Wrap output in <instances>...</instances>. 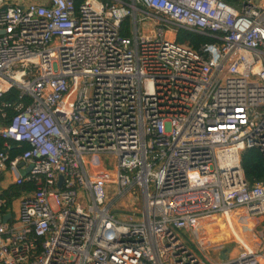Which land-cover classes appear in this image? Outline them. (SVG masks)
<instances>
[{
  "label": "built area",
  "instance_id": "1",
  "mask_svg": "<svg viewBox=\"0 0 264 264\" xmlns=\"http://www.w3.org/2000/svg\"><path fill=\"white\" fill-rule=\"evenodd\" d=\"M13 89L0 136L28 147L0 177L31 189L0 213V264H264V182L241 168L264 156V0H0V102ZM230 218L238 240L214 241Z\"/></svg>",
  "mask_w": 264,
  "mask_h": 264
},
{
  "label": "trees",
  "instance_id": "2",
  "mask_svg": "<svg viewBox=\"0 0 264 264\" xmlns=\"http://www.w3.org/2000/svg\"><path fill=\"white\" fill-rule=\"evenodd\" d=\"M83 0H75V6L78 7ZM122 36H129L127 30V23L125 22L121 29ZM175 41L179 44L188 45L193 50H198L202 44L214 43V39L204 36H199L197 34L185 31L177 30L175 35ZM17 94V90L13 89L11 92L5 94L0 102L12 101ZM7 118H1L0 116V126L5 127L8 123V119L12 112L6 110ZM8 145L9 149L7 151L9 160L18 157L22 151L27 149L26 144H19L9 140H5L0 136V151L5 149ZM241 168L243 171L244 178L249 185L256 182H264V156L256 149L245 150L241 155ZM31 189L30 185L25 184L23 186L10 185L6 189L1 190L0 199L5 200V207L0 210V213L4 214L6 212H11V202L13 199L17 198L21 193H25Z\"/></svg>",
  "mask_w": 264,
  "mask_h": 264
},
{
  "label": "crops",
  "instance_id": "3",
  "mask_svg": "<svg viewBox=\"0 0 264 264\" xmlns=\"http://www.w3.org/2000/svg\"><path fill=\"white\" fill-rule=\"evenodd\" d=\"M36 2V1H35ZM43 2V1H40ZM38 2V3H40ZM1 116V115H0ZM2 118V117H1ZM0 128H4L1 127ZM26 173L27 170H24ZM20 174H23V171H20ZM14 175H12L11 172L7 171L0 177V191L6 189L8 186L13 184ZM21 193L17 198H15V201L13 204H17L18 198L22 195ZM17 207V206H16ZM254 221V222H253ZM251 221L250 227L258 228V227H264V218L262 219H256ZM245 226L244 223H241L240 221H236L234 218H230L226 223L220 221L219 227L216 228L214 234L212 235L213 240L216 242H226L230 243L232 238H235V240H238L239 237V227ZM223 235V237H222ZM229 246V245H228ZM233 248V251H230V254H235L237 249L235 245H231ZM233 252V253H232Z\"/></svg>",
  "mask_w": 264,
  "mask_h": 264
},
{
  "label": "rangeland",
  "instance_id": "4",
  "mask_svg": "<svg viewBox=\"0 0 264 264\" xmlns=\"http://www.w3.org/2000/svg\"><path fill=\"white\" fill-rule=\"evenodd\" d=\"M15 1V0H12ZM27 1V0H22ZM28 1H36V2H40V1H44V0H28ZM151 24L150 23H145L142 24L140 26L142 33L148 34L149 30L151 29ZM2 128H0L1 130ZM102 162L105 163L106 168L108 170H111L113 167V160L109 157H102ZM134 194H136L139 197V192L137 189H135L133 191ZM131 194L126 195L121 201L117 202L116 204H114V208L112 209V211L114 212V214L120 218V219H124V218H128L129 214L131 213H135L134 208H136L137 210L140 209V200L136 199L135 201H132L130 198ZM108 200L112 201V195L111 193H109L108 195ZM17 204H13V217H15V212H16V207ZM223 237V235H222ZM190 245V244H189ZM191 246V245H190ZM229 251H233V248L231 245L227 246ZM233 253V252H232ZM213 256H215V254H213ZM216 257V256H215Z\"/></svg>",
  "mask_w": 264,
  "mask_h": 264
},
{
  "label": "water",
  "instance_id": "5",
  "mask_svg": "<svg viewBox=\"0 0 264 264\" xmlns=\"http://www.w3.org/2000/svg\"><path fill=\"white\" fill-rule=\"evenodd\" d=\"M11 218V214H6L4 216H0V222L2 223H7L8 220ZM226 252V250H224V253Z\"/></svg>",
  "mask_w": 264,
  "mask_h": 264
}]
</instances>
